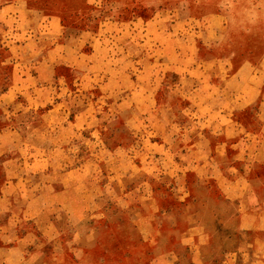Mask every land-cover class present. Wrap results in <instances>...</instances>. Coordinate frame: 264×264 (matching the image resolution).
I'll use <instances>...</instances> for the list:
<instances>
[{"label": "rangeland", "instance_id": "374dc122", "mask_svg": "<svg viewBox=\"0 0 264 264\" xmlns=\"http://www.w3.org/2000/svg\"><path fill=\"white\" fill-rule=\"evenodd\" d=\"M260 198L264 0H0V264L232 245Z\"/></svg>", "mask_w": 264, "mask_h": 264}, {"label": "crops", "instance_id": "0c3cea01", "mask_svg": "<svg viewBox=\"0 0 264 264\" xmlns=\"http://www.w3.org/2000/svg\"><path fill=\"white\" fill-rule=\"evenodd\" d=\"M239 228L237 232H229L225 237H236L232 245H210L204 250L199 241L189 246L187 250L165 249L160 256L148 260L149 264H264V199L260 198V213L239 214ZM251 217V218H250ZM214 235V232H212ZM21 241V240H20ZM24 241L4 245L9 251L24 250Z\"/></svg>", "mask_w": 264, "mask_h": 264}]
</instances>
